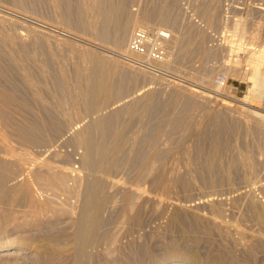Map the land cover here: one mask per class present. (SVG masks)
Segmentation results:
<instances>
[{"label": "rangeland", "instance_id": "rangeland-1", "mask_svg": "<svg viewBox=\"0 0 264 264\" xmlns=\"http://www.w3.org/2000/svg\"><path fill=\"white\" fill-rule=\"evenodd\" d=\"M16 1L19 2V0H0V34L22 32L25 39L27 38L22 42L25 44V48L13 52L16 61L12 60L7 53L13 42L6 41L10 45L8 43L5 45L0 38L3 44L0 45V88L9 93V95L7 94L8 100L5 97L7 100L5 102L8 104L0 107V128L14 145H17L18 151L24 148L33 156L47 157L46 159L54 161L58 172L63 171L61 169H64V172L65 170L68 173L71 172L70 178L79 174L80 194L78 195L76 191L63 192V194L60 192L53 200L57 201V204L59 201L60 203L74 204L75 212L72 217L76 219L81 213L82 204H91L93 198L104 203L111 202L113 205L110 206L113 207L108 206V211L113 216H110L108 211L105 215L108 214L110 223L115 224L109 223L106 224V227L108 226L107 228L114 232L116 229L118 230L119 236L116 234L118 244L120 240L125 243L126 241L130 242L136 235L139 236L138 233L142 234L146 230H151L153 235L159 233L157 236H153L149 232L148 244L152 250L154 249V258L159 259V263L168 264L185 258L181 256L183 255L181 253H179L180 255L166 253V247L170 244L169 238L173 237L172 235L178 234L177 236H179L181 233L182 237L185 231L182 228H173L171 232L163 231V234L160 228L165 221L166 213L158 215L156 212L159 209L158 205L165 198L178 199L182 202L185 199H188L187 201L192 199V202L209 197H221L223 199L222 213L218 212L216 206L213 210L209 206H202L198 211L210 216H213L214 213L215 219L222 224L223 228H221L225 232L221 233V228L217 230L210 224L207 225L201 218L181 214L179 220L185 223L182 224L184 229L188 230L189 228L190 231L188 236L186 233L187 237H183L180 243L184 245H182L183 247L197 249L203 256L221 252L229 258L230 254L233 253L232 256H234L236 252H239L235 256L245 259L243 264H252L253 262L258 264L263 262L264 264V252H261V249L264 248L262 247L264 240L263 237H259L257 222L255 223L254 217L248 213L250 212L247 207L249 202L244 193L246 189H251L254 197L264 204V192L260 188V185L264 183V134H262L264 133V123L262 122L264 120L262 118L264 117V91L263 89L261 91V88L259 89L252 82L250 74L255 66V62L251 63L254 58V54H252L254 45L248 44L251 41L248 39L251 29V34L256 33L253 35L254 38L259 37L253 38V41L258 42L257 40L264 38V0H123L122 18L135 17L136 26L128 33L127 40L121 47L115 46L111 41V39L113 40L111 35L116 30L115 26H118V21L116 23L114 20V22V18L111 20L113 22L108 24L109 27L106 25L107 31L112 32L111 35L107 34V38H100L95 29L92 31V28H87V24L84 25L85 21L87 23V20L89 21L91 18L84 12L85 0H83L84 5L81 4L82 0H61V2L57 0H44V2L43 0H24L25 2L20 1V4ZM98 1L100 0H94L93 3L92 0H88L90 9H93L94 12L98 9ZM104 1L107 2L106 7L115 3L114 0H110L112 3L109 0ZM56 2L59 5H56ZM16 5L17 7H15ZM62 6L69 8L74 15L72 16L68 12L72 20H75L72 25L67 24V20L65 22L60 8ZM78 13H81V16ZM131 14L133 15L131 16ZM262 14L263 16H261ZM80 18L87 20L82 23L79 21ZM76 21H78V25ZM237 23L239 25L248 23L249 26L245 25L248 30L245 29L246 27H244V31L239 29L240 26ZM26 27H29L28 30L31 27V33L34 32L33 37L30 31L26 33L30 38L25 35ZM140 28L146 31V43H144L142 52H136L129 45L132 35ZM34 29L38 31L44 29V31L41 33ZM45 30L50 33H43ZM187 30L190 35H185ZM40 38L44 39L45 45H41L39 49L36 44L43 43ZM29 39L33 42L26 43ZM32 39L37 41L34 42ZM179 42L181 45L178 44ZM13 47L16 48L15 44ZM179 47L181 48L179 49ZM49 50L51 51L47 52ZM19 64L36 85L37 94L43 98V101L40 98L34 101L38 96L35 97L34 90L28 86L26 88L21 75L17 73L20 72L17 69ZM38 66H42L44 71H40ZM104 70L105 72H103ZM218 74L224 78V83L220 85L214 81ZM205 75H210L211 83H207L201 78ZM100 81L104 86L98 89L97 83ZM221 102L228 105L230 110L223 109V106L219 104ZM23 106L25 107L23 108ZM34 114L35 116H33ZM101 115L109 119L107 121L111 128L107 133L99 126L98 120ZM64 116L65 118L69 116L67 119H70L71 122L76 119L78 122H75L74 128H70L71 130L67 126L69 131L65 127L66 129H62L61 132H55L53 129L55 122L63 120ZM93 118L97 121L92 126L89 123ZM110 121L111 123H109ZM257 122H261L260 126ZM23 124L26 126L35 124L36 131L40 133L38 139L41 140L44 137L43 142L33 143L20 138L9 130L11 125L15 127L14 125ZM255 125L258 126L255 127ZM257 127L259 130L262 127L263 130L259 131ZM73 129L82 131L85 136L91 137L93 141L92 157L94 158L98 153L104 156L100 164L92 159V167L86 170L81 166L78 158L82 149L73 140L68 139L69 136H72ZM52 135L53 137H51ZM115 145L123 146L121 157L124 158L119 166L108 172L104 167L109 163V157ZM18 146H21V149ZM260 147L263 152L259 155ZM48 148L49 151H46ZM39 151L42 152V155H39ZM238 152L244 154L249 152V156L254 158L252 160L251 157L252 163L257 166L254 183L248 182V185L245 180L243 181V173H247L248 170L243 168L238 159ZM46 154L50 156L48 155V157ZM133 154H136L135 157ZM145 166H148L149 169L142 173ZM225 175L229 178H226ZM24 176H28L32 183L31 174L29 175L25 171ZM77 178L75 177L74 180ZM100 178L103 183L97 191L93 182ZM69 181L73 184V179ZM75 184L76 182H74ZM125 188L129 190L132 201H139L142 196L147 195L157 199L152 203L153 207H150L151 203H145L146 206L141 208L143 212L138 216L141 217L140 221L138 218V225L131 226V230H128L130 234H127L128 227L121 217V212L116 211L118 207L114 208V205H118L124 200L127 194ZM37 193L39 194V192ZM38 196L44 198L42 193ZM118 215H120V220L117 221ZM15 223L17 224V222ZM160 224L162 225L160 226ZM109 225L111 227L113 225L112 228L117 226L112 229ZM121 225L124 229L121 228ZM155 229L159 230L157 234H154L156 233L154 231H157ZM206 231L207 233H205ZM218 231L221 233L220 235ZM16 232H18L17 229L11 230V236L15 237L14 233L16 234ZM162 235L165 236L162 237ZM140 240L139 243L143 239ZM237 242L239 245L242 244V250L241 246H237ZM261 243L262 245H260ZM246 245L249 248H246L248 247ZM232 246L240 247L238 250L240 249L241 252L237 250V247L232 248L231 251ZM259 258H262L263 261ZM16 261L19 264L23 263L22 259ZM9 262L12 263L13 260H1L0 264H11Z\"/></svg>", "mask_w": 264, "mask_h": 264}, {"label": "bare ground", "instance_id": "bare-ground-1", "mask_svg": "<svg viewBox=\"0 0 264 264\" xmlns=\"http://www.w3.org/2000/svg\"><path fill=\"white\" fill-rule=\"evenodd\" d=\"M20 1L22 2L24 0H19V2ZM57 1H60L61 2V0H57ZM92 1L94 3V0H92ZM19 2L16 1V3L20 4L21 2L20 3ZM43 2H44V0H43ZM85 2H86V7L84 8V12H85V14L87 16L90 15L91 18H89V21L85 18L84 20H87V23L85 21V24L84 25L87 24V28H89V29L92 28V31H93V29H95L97 31V34L100 36V38L101 37L102 38H107L108 37L107 34L110 33V32L107 31L106 25L109 27L112 18H114L113 21L115 20L116 23L118 21V23H117L118 26L117 27L115 26L116 30H115L114 34H112L113 36L111 35L112 32L110 33V35L113 38V40L111 38L110 39H111V41H113L114 45L117 46V47H121L122 45H124V43L127 40L126 37H127L128 33H130L135 28V26H136V19H135V17L134 18L133 17H131V18L126 17L127 19H123L122 18V15H123L122 14V9H123V13H124L123 0H114L113 1V2H115L114 4L109 0V2L112 3L111 4L112 6L109 5L107 7L105 6V4L107 2L104 1V0H100V1H98V3H99L98 9L95 12L93 11V9H90L88 0H85ZM84 3H83V0H82V3L81 4L84 5ZM57 4L59 5V3L56 2V5ZM15 7H17V5ZM18 7H20V6H18ZM23 8H25V7H23ZM60 8L62 10V14L64 15L65 22L67 20V22H68L67 24L72 25L75 22V20L73 19L74 20V22H73L72 17L68 15V12L71 13L70 9L69 8H65L63 6L60 7ZM230 10H232V9H230ZM86 12H88L89 14H87ZM172 12H173V10H172ZM158 13H159V10H158ZM78 14L80 15L81 13H78ZM78 14H76V15L79 16ZM71 15H72V13H71ZM132 15L133 14H131V16ZM72 16H74V15H72ZM261 16H263V14ZM2 18H4V17H2ZM73 18H75V17H73ZM173 19H174V17H173ZM76 20H78V19H76ZM84 20H82V18L79 19L80 22H82ZM241 21H242V19H241ZM9 22L11 23V21H9ZM76 22H77V25H78V21H76ZM159 22L161 23V21H159ZM12 23H14L13 20H12ZM82 23H81V25H82ZM238 23H240V22H238ZM248 23H247V25L246 24H241V25L238 24L240 27H242V28L239 27V29H242L244 31V27L249 26ZM81 25H79V26H81ZM251 26H252V24H251ZM252 27H254V26H252ZM27 28H29V27H26L24 29L25 30V35L31 29V27H30L29 30ZM247 28L248 27H246L245 29H247ZM192 29H194V28H192ZM256 29H257V27H256ZM34 30L37 31V32H41V33H42V31H44V29H42V31H38L36 29H34ZM188 30H187V32H188ZM237 31H239V30L237 29ZM31 32L32 31H30V33ZM46 32L47 33H50L49 31H46V30L43 33H46ZM187 32H185L186 33L185 35H187V34L190 35L189 34L190 32H188V33ZM249 32H250V35H248L249 36L248 39L251 40L250 41L251 43L249 42L248 44L249 45L250 44L251 45H254L252 47L253 48L252 49L253 50L252 51V54H254V58H252V62L251 63L255 62V66H254L253 72L250 75L252 76V82H253V84L256 85L257 87H259V89L261 88V91H262V89L264 91V71H263L264 70V67H263V64H264V38L263 37H262V39L260 38V40H257L258 42L253 41L252 40L254 38L253 35H255L256 33L254 32L255 34L254 33L251 34L252 29H251V31L249 30ZM14 33L15 34H10V33H4L3 32L2 34H0L1 41H2V43H5V45L8 42H11V43L13 42L11 44L12 47L7 52V53H9L8 56L9 57L11 56V59L12 60H15V57L13 55V52L16 51L17 49H21V48L23 49V48H25V44L22 43V42H24V40L27 39V38L25 39V36L23 35L22 32H14ZM33 33H31L32 35L30 34L32 37H33ZM41 33H38V34H41ZM240 34H241V32H240ZM48 35L50 36V34H48ZM35 36H36V34H35ZM27 37L30 38V36H27ZM187 37L189 38V36H187ZM240 37H242V36L240 35ZM257 38H259V37L257 36ZM257 38H254V39H257ZM34 39H35V37H34ZM34 39H32V40H34ZM184 39H185V36H184ZM184 39L182 38L183 41H184ZM42 40H43V43L42 44H39V45L36 44L37 45V48L39 46V49H40V46L44 44V39H42ZM42 40L40 38V41L41 42H42ZM1 41H0V45L2 44ZM6 41H8V42L6 43ZM30 41L31 40L29 39V41L27 40V42L26 41L25 42L28 43ZM35 41H37V40H34V42ZM31 42H33V41H31ZM173 42L176 43V41H173ZM14 44H15V47L16 48L13 47ZM178 44H180V42ZM46 46H48V45L46 44ZM50 46L52 47V45H50ZM180 48L181 47H179V49ZM41 49H43V48H41ZM45 49H46V47H45ZM51 50H49L47 52H50ZM248 54H249V52H248ZM49 55H50V53H49ZM49 55H47V56H49ZM249 56H250V54H249ZM249 56H248V58H249ZM49 57H51V56H49ZM250 60H249V62H250ZM103 66H105V65H103ZM22 68L23 67L21 66V64H19L17 69H19L20 72H17V73H19V75H21V77L23 79V82L26 84V85L25 84H23V85H25L26 88L28 86L30 89L34 90L35 97L38 96L36 98V100H34V101H37V99L40 98V95L37 94V87L29 79V75ZM38 68H39L40 71H42V72L44 71V68L42 66H38ZM102 69H103V67H102ZM104 69L107 70V68H105V67H104ZM56 71H58V70H56ZM103 72H105V70ZM209 76L210 75H205V76H201V78L204 81H206L207 83H211L210 81H212V80L210 79ZM59 78L61 79V77H59ZM3 79H4V77H3ZM22 79H21V81H22ZM103 86H104L103 82L100 81V82L97 83V88L98 89L102 88ZM251 90H252V88H251ZM18 92H20V91H18ZM7 94L9 95V93H7L6 90H4L3 88L1 90V88H0V107H2V106L4 107L6 104H8L7 102H5V101L8 100L7 97H9V96H7ZM5 97H6L7 100L5 99ZM40 99L42 100L43 98H40ZM32 103H34V102H32ZM219 104L221 106H223V109L224 108H227V109L230 108L225 103H222L221 102ZM10 106H11V104H10ZM24 107L25 106H23V108ZM18 108H19V106H18ZM49 108H50V106H49ZM246 110H248V109H246ZM242 112H243V110H242ZM254 112H256V111H254ZM239 113H241V112L239 111ZM259 114L261 115V113H259ZM253 115H254V113H253ZM33 116H35V114ZM257 116H258V114L256 115V117ZM68 117L69 116H67L65 118V116H64L63 120L60 121L58 119L59 121L55 122L56 124H55V126H53V129L55 130V132H59V131L61 132V130L64 129L65 127H67V126H69V129L71 127L74 128L73 125L75 124V122L77 123L78 120L76 119V121L71 122L70 119H67ZM234 117H236V116H234ZM50 118H51V116H50ZM60 118H61V116H60ZM244 118H245V116H244ZM262 118L264 119V117H262ZM11 119H14V118H11ZM107 120H109V119H107L106 116H102V115H101V118H99V120H98L99 121V126L106 133L111 128L110 125L108 124V121ZM21 121H22V119H21ZM96 121L97 120L93 118V120L89 124L93 126V125L96 124ZM30 122H32V121H30ZM221 122H222V120H221ZM262 122L264 123V120H262ZM109 123H111V121ZM258 123L259 122H257V124ZM260 123H259V126H260ZM21 124H22V122H21ZM26 124L19 125V126L18 125H14L15 127H13L11 125V127H10L9 130L12 133H14V134L16 133V135L19 136L20 138L27 139V140H29V141H31L33 143L43 142L42 139L44 137L41 140L38 139V137L40 138V136H39L40 133L36 131L37 129H35L36 128L35 127L36 125L35 124H32L34 126H31L30 124H28L30 126H26ZM250 124L252 125V123H250ZM50 125H52V124H50ZM111 126H112V124H111ZM256 126H258V125H255V127ZM254 128H253V130H254ZM257 128L259 130V127H257ZM67 130H68V127H67ZM255 130H256V128H255ZM260 130H263L262 127H261ZM42 134H44V133H41V135ZM262 134H264V133H262ZM27 136H29V137H27ZM44 136H46V135L44 134ZM51 137H53V135ZM45 138L48 139V137H45ZM69 138L71 140H73L75 142V144L78 145L82 149V151L79 154V158L78 159H79V163L81 164V166L84 169L87 170L88 168L92 167V159H94V161L96 163H98V164H100V162L103 160V157L104 156L101 153H98L97 155H95L94 158L92 157L91 150H92V143H93V141H92L91 137L85 136L82 133V131H78V130L76 131V129H73L72 136L71 137L69 136L68 139ZM15 145L12 142V140L9 137H7V135L3 131V129L0 128V261L1 260L2 261H5V260H9V261L10 260H13L12 263L9 262L11 264H19V262L16 261V260L19 261V259H22V261H21V262H23L22 264H157V263L158 264H162V263H159V261H158L159 259L157 260V259L154 258V255H153V250L154 249L152 250V248L148 244V237L150 236V233H151V235H153L151 230L150 231L149 230L148 231L146 230L144 233L142 232V234L141 233H138L139 236L137 237V235H136L137 238L135 236H133L135 238L131 239V241L128 239L130 242L126 241V243H125V241L123 242V241L120 240V243L118 244V239H117V235L119 236V234L117 232L118 230L116 229L115 232H114V230L112 231L109 228H107L108 226L106 227V224L108 225L110 223V220H108L109 219V217H108L109 215L108 214L105 215V213L108 211V206L110 208L113 207V206H110V205H113V204H111V202L110 203L109 202L104 203V202H101L100 200H98L97 198H93L91 200V204H88V203L87 204H82V210H81V213L83 212L82 215L80 213V215L78 216V219L73 218L72 215L75 212L74 204H69V203L66 204V203H63V202L60 203V201L58 202L59 204H57V201H54L53 199H55L56 196L58 195V193H60V192H62V194H63V192H65V193H71L72 191H76L78 193V195H79L80 192H81V190H80L81 189V184L78 182L79 174H78V176H72L71 175L73 178L72 177L70 178V175L69 174L71 172L68 173L66 170L64 172V169H61L63 171L58 172L56 170V168L58 169V167H56L55 163H53L54 161H51V160L46 159L47 158L46 156H45L46 158L38 157V156H33L30 152L26 151L24 148L21 151L20 150L18 151L17 150V145L16 146ZM20 147H19V149H21ZM52 150H53V148H52ZM52 150H51V152H52ZM123 150H124L123 146L115 145V147H114V149H113V151H112V153H111V155L109 157L110 158V161L104 167L106 169V171L110 172V171H112V169H114L115 167H117V166H119L121 164V162L123 161V158H124V157L123 158L121 157V153H122ZM46 151H49V148ZM54 152H52V153H54ZM262 152L263 151H262V148H261L258 151V154L260 155V154H262ZM56 153H58V152H56ZM247 153L244 154V153L238 152V159L241 161V164H242L243 168L245 167V168H247L245 170H248L247 173H245V172L243 173L244 174L243 175V181L245 180L247 184H248V182L251 184V183H254L255 182L253 179H254V176L256 175L255 173H256V170H257V166H256V164L254 165L252 163V160H254V158L251 156L252 157V160H251V157L249 156V152H247ZM62 154H63V152H62ZM137 154H139V153H137ZM250 154H252V153H250ZM39 155H42V152L41 151H39ZM133 155L135 157L136 154H133ZM137 160H139V158H137ZM250 160H251V162H250ZM148 169H149V167L148 166H145V168L143 169L142 173L144 171L148 170ZM25 171H27V173H29V175L31 174V176H32L31 177L32 183L29 181L30 179H29L28 176H24ZM225 176H226V178H229V177H227V175H225ZM75 177H78V178L76 180H74ZM72 179H73V184H72V182L69 181V180H72ZM74 182H76L75 185H74ZM102 183H103L102 178L96 179L93 182V184H94L95 188L97 189V191H98V188L101 187V184ZM106 183H108V182H106ZM260 188H261L262 192H264V183L260 185ZM121 189H123V188H121ZM125 191H127V194H126L124 200L120 204L114 205V208L115 207H118L119 208V209L116 208V211H118L119 213L121 212L120 213L122 215L121 217H123L122 219L126 222L127 227H128L127 228L126 227V224H125V227L127 228L126 229L127 230V234H130V233H128V230L131 228V226L133 224L134 225L136 224V226L138 225V218H139V221H140V218L141 217H138V216L140 215L141 212H143L141 210V208L144 205L146 206L147 203L148 204L151 203L150 204V207H153L151 205H154L152 203H154L157 199L155 197H150V196L147 195V196H142L139 201H132L133 199H132V197L130 195L129 190L126 189ZM37 192H39V194ZM41 193L44 195V198H39L38 195H40ZM222 193H224V192L222 191ZM244 193L248 197L249 204H247V207H248V210L250 211L248 213H250L254 217L255 223L257 222L258 227H259V229H258L259 231L258 230L257 231H258V234L261 235V236L259 235V237H263V240H264V204L260 203L254 197V194H253V192H252L251 189H246L244 191ZM45 194H46V196H45ZM65 195L67 196V194H65ZM185 200L182 202V201H180L178 199L173 200V199H170V198H165V199L162 200L161 204H159V205L156 204V205L159 206V209L156 211V212H158L157 213L158 215L161 214V213H164V212L166 213V215L164 214L166 216V218H164L165 221H164V223H162L163 225L160 224V226L162 225L161 228H160V230H162V232L163 231L164 232L165 231L166 232H168V231L171 232L173 230V228H175V229L176 228H182L185 231V232H183V236L182 237L180 236L182 233L179 234V236H177L178 234L176 233L177 234L176 235L177 237L175 235H172L173 237L169 238L170 239V244L166 247V253L176 254V255H178L179 253H181V254H183L181 256H183L185 258L184 259H179L178 261H176L174 263L172 262V263H168V264H189V263L190 264H243L245 259H243L241 257L239 258L238 256H235L239 252H236V254H234V256H232L233 253L231 252L232 254H230V256H229V258L231 260L230 261L229 258L226 257L225 254H223L221 252H216L215 254L213 253L214 255L211 253L212 255H208L210 257L207 258L208 257L207 254H206V256H203V255H201V253L197 249L188 248L186 246L183 247L184 245L181 244L180 241H181V239L183 237L186 236V233H187V236H188V234H189L188 232L190 231V229L189 228H188V230H187V228L184 229V225H182V224H185V223H182V221L179 220L180 216H182L181 214H186L187 216L188 215H191L192 217L201 218L202 220H205V222H206L207 225L210 224L214 229L220 230V228L222 227V224L218 220L215 219L216 216L214 215L213 212H212L213 213L212 214L213 216H210L208 214L201 213L198 210L202 206H207V207L209 206V207L212 208V210H213L214 206H216L218 212H220V213H222V210H223L222 209L223 199L221 197L220 198H217V197H209V198L204 199V200H202V199L201 200H198V201H194L193 200L192 202H191L192 199L190 201H187L188 199H185ZM64 201H67V200H64ZM86 202H89V201H86ZM217 210H215V211H217ZM112 211H113V209H112ZM116 211H115V213H116ZM108 212H109V214L111 216L112 215L111 212L110 211H108ZM248 213H245V214L247 215ZM243 214H244V212H243ZM142 215H143V213H142ZM119 216L120 215H118V217ZM118 220H120V217H119V219H117V221ZM124 221H121V222L124 223ZM15 222H17V224ZM12 223L14 225H10ZM123 223H122V225L124 226ZM110 224H115V223H110ZM117 225H119V224H117ZM122 225H121V228H122ZM158 226H159V224H158ZM158 226H156V227L158 228ZM109 227H111V226L109 225ZM112 227H113V225H112ZM115 227L112 228V229H115ZM119 227H117V228L120 229ZM14 229L15 230L17 229L18 232H16V234L14 233L15 237H12L11 234H10V231L11 230H14ZM122 229H124V228H122ZM120 230H119V232H120ZM155 230H157V229H155ZM178 230H180V229H178ZM158 231L159 230L154 231L156 233H154V232L153 233L154 234H157ZM124 232H123V234H124ZM164 232H163V234H164ZM222 232H225V230L222 229L221 233ZM205 233H207V231ZM221 233H219V231H218V234L219 235ZM160 234H162L161 231H160ZM157 235H153V236H157ZM165 235H166V233H165ZM165 235H162V237H164ZM168 237H170V236L168 235ZM130 238H132V237H130ZM119 239H120V237H119ZM140 239H143L141 243H139L141 241ZM122 242H123V244H121ZM131 244H132L133 247L131 246ZM260 245H262V243ZM237 246H241V248L240 247H237ZM237 246H235V247H237V250H238V248H240L241 250L243 249L242 244L239 245L238 242H237ZM243 246H245V245H243ZM246 246H248V245H246ZM154 247L157 248V246H154ZM235 247L232 246L231 247V251H232V248H235ZM262 247H264V242H263ZM246 248H249V246L246 247ZM240 249L238 251H240ZM244 249H245V247H244ZM263 249H261L262 250L261 252H264ZM155 253H158V252H155ZM227 253H229V252H227ZM240 254H242V253H240ZM253 255H254V253H253ZM263 257H264V254H263ZM254 258H253V260H255ZM260 260H262V258ZM253 263L254 264H258L257 262L256 263L253 262ZM261 264H263V262Z\"/></svg>", "mask_w": 264, "mask_h": 264}, {"label": "built area", "instance_id": "built-area-1", "mask_svg": "<svg viewBox=\"0 0 264 264\" xmlns=\"http://www.w3.org/2000/svg\"><path fill=\"white\" fill-rule=\"evenodd\" d=\"M144 43H146V31L144 29H138L132 35V39L130 41V48L136 52H142L144 50ZM217 84L224 83V78L221 74H218L214 80ZM227 81V79H226Z\"/></svg>", "mask_w": 264, "mask_h": 264}]
</instances>
